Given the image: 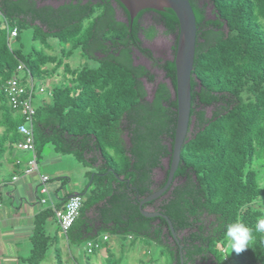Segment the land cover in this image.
I'll list each match as a JSON object with an SVG mask.
<instances>
[{
    "label": "trees",
    "instance_id": "trees-1",
    "mask_svg": "<svg viewBox=\"0 0 264 264\" xmlns=\"http://www.w3.org/2000/svg\"><path fill=\"white\" fill-rule=\"evenodd\" d=\"M190 3L197 39L189 133L171 187L143 204L171 219L178 240L164 217L144 216L139 204L167 181L168 169L159 183L154 172L171 157L178 117L175 60L156 57L140 34L152 40L161 25L177 44L179 21L171 8L153 10V22L145 26L142 15L150 9L127 23L117 16L120 9L128 16L118 0H63L57 6L0 0V154L9 145L29 151L39 168L40 157L52 146L87 168L81 214L65 235L70 245L125 235L162 246L164 264H182L181 254L183 264H264V233L255 231L256 221L264 218L258 178L264 168V0ZM14 26L18 35L11 39ZM27 36L40 46L28 48ZM137 52L168 80L157 82L151 97L145 82H155L156 76L135 63ZM75 55L87 62L73 67ZM17 74L25 82L65 78L34 105V151L17 146L24 117L4 89ZM69 195L36 215L25 264H41L53 246L56 264H65L59 238L49 235L45 224L57 218L55 208H62ZM238 221L253 230L249 247L239 254L226 236L227 226Z\"/></svg>",
    "mask_w": 264,
    "mask_h": 264
},
{
    "label": "rangeland",
    "instance_id": "rangeland-1",
    "mask_svg": "<svg viewBox=\"0 0 264 264\" xmlns=\"http://www.w3.org/2000/svg\"><path fill=\"white\" fill-rule=\"evenodd\" d=\"M39 2L49 3L57 6L58 4L62 3L63 0H39ZM119 17L122 18V20L125 19V16L122 15V13L119 15ZM3 21L4 18L0 13V23H2ZM149 22L150 18L149 16H147L145 23ZM157 28L159 32L155 41H147L144 44L152 49L156 57L162 59L169 58L167 49L164 45H166L167 40H171L172 37L163 33V27L161 25H158ZM26 38V44L28 48L32 47L33 45L40 46V44L32 42L29 39V36H27ZM135 56V63L146 65L156 76L155 82H145L148 97H151L156 83L159 81L168 80L166 79L163 70L157 67H153L146 58H142L138 54H136ZM86 62V57L81 58L78 55H75L70 59V63L71 65H73V67L81 66V64H85ZM63 79H65L64 75L49 77L47 82H42L41 80L36 79V92L33 98L34 105H37L42 97L47 98L49 89L53 87L55 82L59 83ZM41 86L46 87L45 93L39 91V88ZM211 111L212 107H208L207 114L210 115ZM56 157H59V159H56ZM167 162L168 158H165L163 160V168L155 169L154 178L157 183L162 181L165 176ZM39 166L42 172L49 174L51 178L48 182V186L50 185V187L54 189L58 186L60 187L62 184L63 190L61 188H59L58 190L60 194L66 193V191L72 192L75 190L76 192L83 193V191L86 190L85 188L88 185V178L84 175V172L87 171V168L83 164H81L73 155L55 153L52 146H48L39 159ZM63 176H68L69 179ZM258 178L264 187V168L260 169ZM42 186L43 184L40 185V189ZM39 194L42 196L41 192H39ZM44 196L49 197L47 193H45ZM98 238L100 247L94 253H89L85 249L86 244H82L81 246L69 244L68 246L67 243H65L63 247L59 245V247L62 249V255L65 264H164L166 261L165 257L161 256L162 246L160 247L155 243L145 245L142 239L136 238L134 240V243H141V247L145 248V252L143 253L142 249L136 250L133 246H130L129 241H133V239H130L129 236L113 234L110 235V239L108 241H103V235H100ZM120 240L124 242L123 246H120V244L118 243V241ZM59 241H61V239H59ZM105 246H108L110 248L108 254L105 251ZM54 249L55 247L53 246V248H51L50 252L48 253L47 259L41 264H56ZM151 258H153L152 262L149 261V259Z\"/></svg>",
    "mask_w": 264,
    "mask_h": 264
},
{
    "label": "crops",
    "instance_id": "crops-1",
    "mask_svg": "<svg viewBox=\"0 0 264 264\" xmlns=\"http://www.w3.org/2000/svg\"><path fill=\"white\" fill-rule=\"evenodd\" d=\"M2 132L3 128L0 127V134ZM31 155L33 156L29 151L19 150L11 145L4 153L0 154V264H25V259L30 255L33 248L31 236L35 217L48 205L40 203L39 197H44V194L41 196L39 189L42 184L40 175L49 176V174L42 172L40 166L38 170L29 175L23 174L28 160L32 158ZM18 160L21 161L22 167L20 168L17 167ZM15 175L18 176L17 180L13 179ZM84 175L86 176V171ZM48 182L46 183L47 186ZM59 188L63 190L62 184L54 189L50 185L48 186L49 196L54 205L59 204L64 195L76 192V190L66 191V193L60 194ZM45 229L49 235H57L61 239L60 246L63 247L65 243L69 246L57 218L48 219ZM129 238L133 239V241H129L130 246L145 252L141 243H134L135 239L132 236ZM118 243L120 246L124 245L121 240ZM104 248L108 254V246Z\"/></svg>",
    "mask_w": 264,
    "mask_h": 264
},
{
    "label": "water",
    "instance_id": "water-1",
    "mask_svg": "<svg viewBox=\"0 0 264 264\" xmlns=\"http://www.w3.org/2000/svg\"><path fill=\"white\" fill-rule=\"evenodd\" d=\"M127 10L128 16L125 17L127 23H132L139 12L146 9L155 11L171 8L179 21V32L177 37L176 50L174 60L176 64V89L173 90V95L176 96L178 102V117L175 131V138L171 146V157L168 158L167 166L168 174L167 181L158 190L143 197L139 200L141 213L146 217L162 216L164 217L171 229L172 235L177 238L173 222L171 219L159 211H152L148 208H143V204L160 198L172 185L175 173L181 161L182 147L187 140L191 121L192 109V86L191 77L194 68L196 54V39H197V24L196 16L190 0H118ZM145 43L149 39L142 34ZM176 39V36H175ZM140 53V52H139ZM141 54V53H140ZM147 59V58H146ZM149 63L150 60L147 59ZM81 192H74L69 195H80ZM178 240V238H177ZM183 264V255L181 254Z\"/></svg>",
    "mask_w": 264,
    "mask_h": 264
},
{
    "label": "built area",
    "instance_id": "built-area-1",
    "mask_svg": "<svg viewBox=\"0 0 264 264\" xmlns=\"http://www.w3.org/2000/svg\"><path fill=\"white\" fill-rule=\"evenodd\" d=\"M18 35V28L14 26L10 29V38L13 39ZM24 68V65L21 63L18 65V70L21 71ZM5 93L9 100L10 105L16 111H19L23 117L24 121L19 124L18 130L22 133L23 140L20 141L17 146L21 149H27L34 151V137L32 130L33 117L36 113V109L33 104V95L35 91V81L30 77L25 82L22 80L21 76L14 75L7 80L5 84ZM46 90V87L41 86L39 88L40 92ZM35 170H38V163L36 156L34 155L26 164L23 174L29 175ZM41 182L43 186L40 189L42 194L47 193L49 196V189L46 185L49 180L48 175H40ZM14 180L18 179V176L13 177ZM41 203L43 205L50 204L52 207H55L54 203L51 200V197H42ZM83 205L82 195H76L69 198L63 205L62 208H55L56 217L58 219L61 231L66 235L68 230L74 224L75 220L81 214V208ZM107 239V236H104ZM100 243L96 240L88 241L85 245V249L92 253L94 248H99Z\"/></svg>",
    "mask_w": 264,
    "mask_h": 264
},
{
    "label": "clouds",
    "instance_id": "clouds-1",
    "mask_svg": "<svg viewBox=\"0 0 264 264\" xmlns=\"http://www.w3.org/2000/svg\"><path fill=\"white\" fill-rule=\"evenodd\" d=\"M252 229L241 222L229 224L226 228V236L230 241L232 251L237 254L246 250L252 240ZM255 231L264 233V218H259L255 224Z\"/></svg>",
    "mask_w": 264,
    "mask_h": 264
},
{
    "label": "flooded vegetation",
    "instance_id": "flooded-vegetation-1",
    "mask_svg": "<svg viewBox=\"0 0 264 264\" xmlns=\"http://www.w3.org/2000/svg\"><path fill=\"white\" fill-rule=\"evenodd\" d=\"M114 5H116V2H114ZM122 13V15H124V12H123V10L122 9H120V10H118V12H117V16L119 17V15ZM153 15H154V13H153V10H149V11H145L144 13H143V15H142V20H143V25H145V26H148L149 24H151L152 22H153ZM125 16V15H124ZM147 16H149V18H150V22L149 23H145L146 22V18H147ZM126 17V16H125ZM120 18V17H119ZM120 19H122V18H120ZM125 20V19H124ZM141 35L142 34H140V37H141ZM158 36V34L156 35V37ZM171 37H172V39L171 40H167V44L166 45H164L165 47H166V49H167V53H168V55H169V58H164V60L165 59H173L174 58V55H175V51H174V46H175V35L173 34V35H170ZM156 37L155 38H153L152 40H149V41H155V39H156ZM141 39H143V44L145 43L144 41H145V39L143 38V37H141ZM145 45V44H144ZM136 54H138V55H140V57H142V58H145L143 55H141L139 52H137ZM135 60H136V56H135Z\"/></svg>",
    "mask_w": 264,
    "mask_h": 264
}]
</instances>
